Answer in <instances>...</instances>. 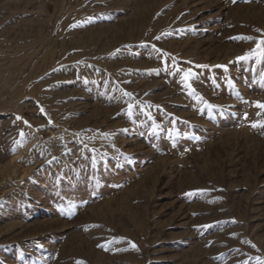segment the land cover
<instances>
[{
	"label": "rangeland",
	"instance_id": "obj_1",
	"mask_svg": "<svg viewBox=\"0 0 264 264\" xmlns=\"http://www.w3.org/2000/svg\"><path fill=\"white\" fill-rule=\"evenodd\" d=\"M257 29L264 0H0V264H259Z\"/></svg>",
	"mask_w": 264,
	"mask_h": 264
},
{
	"label": "snow or ice",
	"instance_id": "obj_2",
	"mask_svg": "<svg viewBox=\"0 0 264 264\" xmlns=\"http://www.w3.org/2000/svg\"><path fill=\"white\" fill-rule=\"evenodd\" d=\"M256 31L261 32L260 37L241 35V36L235 37L234 39L255 41V48L250 50V51H252L253 53L259 52L260 54H264V30L257 29ZM157 39H159V37H157ZM117 51H119V49H117ZM157 51L160 52L161 50L157 49ZM164 55H167V54L165 53ZM236 59H237V61H242V60L249 59V56L246 54L244 56L237 57ZM203 67H207V66L205 65ZM219 67H225L226 68V66H224V65H220ZM177 71L183 72L182 80L188 88H191L190 81H191V78L193 75L191 70L190 69L189 70L177 69ZM125 95H131V94L125 93ZM254 103H255V106L257 108L261 109V111L257 112V117L264 116V103H261L259 101L254 102ZM131 108H132V105H129V109H131ZM43 111H44L43 108H41V112H43ZM245 118L247 119V114H245ZM17 119H21V118L17 117ZM25 123L27 124L28 122L25 121ZM251 126L254 128L255 127L264 128V119H258L256 121H253L251 123ZM23 135H24V133L21 131V136H23ZM105 135H107V134H105ZM92 151H94V149ZM93 159H95V158H93ZM132 246L136 247V245L134 243L132 244ZM257 260H258L259 264H264V259L258 257ZM77 264H84V262L78 261Z\"/></svg>",
	"mask_w": 264,
	"mask_h": 264
}]
</instances>
